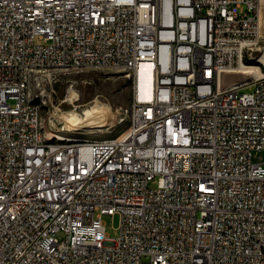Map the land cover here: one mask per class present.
<instances>
[{"label":"built area","instance_id":"1","mask_svg":"<svg viewBox=\"0 0 264 264\" xmlns=\"http://www.w3.org/2000/svg\"><path fill=\"white\" fill-rule=\"evenodd\" d=\"M258 2L0 0V264H264V71L238 63ZM92 58L152 64L138 123L110 145H42L29 71L45 63L50 101L48 63Z\"/></svg>","mask_w":264,"mask_h":264},{"label":"rangeland","instance_id":"2","mask_svg":"<svg viewBox=\"0 0 264 264\" xmlns=\"http://www.w3.org/2000/svg\"><path fill=\"white\" fill-rule=\"evenodd\" d=\"M258 15L261 35L248 53L247 63L256 64L264 71V2L259 8ZM115 68H86L73 72L52 73L51 75H58L59 78L54 83L55 92L50 101L35 96L40 94L39 77L45 72H39L33 77L30 89L35 99L43 102L42 123L50 138L56 140L62 136L65 140L98 139L121 134L130 121V106L135 96V83L127 71ZM244 76L238 73H226L224 83L242 79ZM241 90L252 91L253 86H245ZM96 101L104 107L103 118L110 123V127L76 129L66 120L69 116L88 118L90 108ZM151 185L156 186V181H152ZM104 221L107 225V234L116 237L119 232L118 215H105ZM59 237H62V234H59Z\"/></svg>","mask_w":264,"mask_h":264},{"label":"bare ground","instance_id":"3","mask_svg":"<svg viewBox=\"0 0 264 264\" xmlns=\"http://www.w3.org/2000/svg\"><path fill=\"white\" fill-rule=\"evenodd\" d=\"M264 0H259L258 2V12L259 8L262 5ZM166 21H173V14H166ZM258 28H259V15H258ZM257 38H249L247 44H240L238 47V63L241 65L240 69L242 71H256L261 69L256 64H249L247 62L249 59L248 53L253 49ZM103 67H116L122 68L128 72L129 77L137 85V92H135L134 99L130 106V121L127 127L121 132L120 135L115 137H104V138H88V139H78V140H65L62 136H59V139L50 138L43 126L42 123V107L43 102L36 100L30 89V83L33 77L39 72H45V63H37L33 65L31 71H29L28 82H24L23 88V103H25L27 108L36 107V115L34 120V133L36 136H40V142L42 145L48 146H62L66 145L69 147L85 146L92 144L99 145H110L113 143H118L122 141L124 137L131 134V129L134 128V123H138L137 116V104L139 103V98L143 100H149L153 93V84L155 75L153 73V67L150 63H144L140 66L139 72L136 71V64L134 62H126L123 60H111L105 61V66H102V58H92L89 62H80V61H64V69L57 65V63H48L47 66V75H51L54 72H68L71 69H86V68H103ZM263 72V70H262ZM45 74H40L44 76ZM221 86H231V82L224 83V76L221 77ZM40 87V84H39ZM104 107L100 104L99 101L94 102L89 111V117L84 116L71 117L69 116L68 120L76 129L84 128H98V127H110L102 114ZM65 121V120H64Z\"/></svg>","mask_w":264,"mask_h":264}]
</instances>
